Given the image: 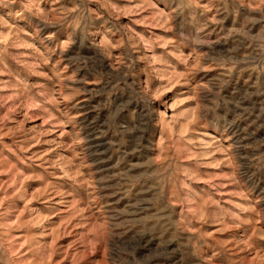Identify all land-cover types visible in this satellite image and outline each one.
I'll return each mask as SVG.
<instances>
[{
    "label": "rangeland",
    "instance_id": "rangeland-1",
    "mask_svg": "<svg viewBox=\"0 0 264 264\" xmlns=\"http://www.w3.org/2000/svg\"><path fill=\"white\" fill-rule=\"evenodd\" d=\"M0 264H264V0H0Z\"/></svg>",
    "mask_w": 264,
    "mask_h": 264
}]
</instances>
